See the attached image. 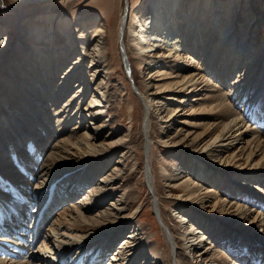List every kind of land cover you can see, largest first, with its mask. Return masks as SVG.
Here are the masks:
<instances>
[{"label": "bare ground", "instance_id": "bare-ground-1", "mask_svg": "<svg viewBox=\"0 0 264 264\" xmlns=\"http://www.w3.org/2000/svg\"><path fill=\"white\" fill-rule=\"evenodd\" d=\"M215 1L153 0L151 24L140 31L135 46L133 63L141 71L149 69L134 85L143 104L145 175L166 239L165 259L158 248L145 252L149 236L134 221L140 205L133 210L134 185L126 173L129 159H138L132 133L120 134L113 118L104 117L111 115L115 95L110 59L103 52L105 23L82 21L77 33L80 24L59 18L65 44L54 37L55 16L45 14L28 30L38 36L16 44L17 58L7 62L11 42L0 45V264H264V10L250 6L251 0H245V9L244 0ZM24 2L17 0L16 9ZM203 5L210 15L206 35L200 24ZM226 12L230 21L224 26ZM44 19L48 29L41 24ZM127 19L128 14L120 22L122 41ZM84 54L90 63L102 54L103 76L98 77L99 68L90 72ZM74 78L80 82L67 98ZM202 87L203 96L199 91L191 99L196 102L188 107L191 119L185 118L183 127L173 130L161 122L160 131L153 130V119L168 120L178 101ZM129 102L131 116L134 98ZM84 117L91 119L88 125ZM155 137L189 147H173L174 161L159 165L169 182L173 226L161 211L152 163ZM99 175L83 201L67 204L49 220L57 204L71 200Z\"/></svg>", "mask_w": 264, "mask_h": 264}, {"label": "rangeland", "instance_id": "rangeland-1", "mask_svg": "<svg viewBox=\"0 0 264 264\" xmlns=\"http://www.w3.org/2000/svg\"><path fill=\"white\" fill-rule=\"evenodd\" d=\"M24 1H25L24 6L21 9L17 10L18 9V8L16 9L17 0H0V28H1L0 40L3 41L2 44L4 45L5 44L7 45L8 42H11V45H9V47L6 46L7 50L8 48H10V50L7 51V55H6L7 62L8 61L10 62L13 59L18 57L19 53L16 47V44L18 42H22L26 44V41H25L26 36H31L32 38H36L38 36L35 33V31H33L30 34L28 30L33 25L34 21L37 22L38 17L41 15L50 14L51 16H55L53 20L54 25H55L54 37L56 40H61V42L65 44H66L65 33L64 31L58 30V20L61 17L63 18L67 17L70 20H73V23H76V25L80 24L79 29H77L76 31L77 33L80 32V27H82L83 25L82 21L88 22V24L92 22L93 23L92 25L94 24L98 25L102 22V23H105V25L107 26L106 27L107 31L103 35L104 38L102 39L104 43L103 52H105L107 57L110 59V65H111L109 68L110 77H111L110 83H112L113 85V91L115 95L111 99V108H112L111 115H108V116L104 115V117H106L107 119L113 118L114 122L117 125L118 132L120 134H123V133L125 134L127 132L132 133L131 145L133 146V152L137 154L138 159H137V162H135V159H134L135 157L129 159V161L126 163V170H127L126 173L128 174L127 175V178L129 179L128 183H131V185H134L132 187L134 189L133 194H132V198L134 199V202L132 203L133 210H135V208L138 205H140L139 210L137 211L135 215L136 218L134 221L142 226H145V229L149 236L148 240H146L144 250L145 252L153 253L156 250V248H158V250H160V254L163 253V255H165L164 257L162 256L163 259H165V257L169 258L167 257L168 248L165 244L166 239L164 237L162 226H161V223L159 222V218L155 214V210L152 207V201L150 199V191L147 185V179L145 175V166L147 165L146 164L147 163L146 162V150L144 147V141H143L142 132H141V127H142L143 120H144L143 104L136 92V89H137L135 87L136 85H134V82L137 85H139L138 81L143 79L145 76H147V74H149L147 73L149 69L148 70L146 69L147 71L145 72L141 71L137 68V65L133 62L136 60V56H137V51H136L135 46H136L137 40L141 38L140 31L148 30L147 28L151 24L153 9H154L153 3H152L153 0H24ZM224 1L225 0H216L215 3L220 4L221 2L223 3ZM246 2L247 1L241 4L242 7L245 6ZM126 3L128 4V11H127L128 19H127V24H126V29H125V37H123V41H125L127 44V51L132 60L133 76L128 71V68L126 67V63L124 61V55H122L123 51L125 50V47H124L125 45L124 43H122L123 41L121 39V33L119 30L121 19L125 14L124 9H125ZM228 3L233 5L234 0H228ZM251 3H250V6H252L253 3H255V6H258V7L261 6L262 9L264 10V0H251ZM200 8H202L204 12L202 18L200 19V24H204V32L206 35L209 32L208 27H210L208 26L205 29L206 24L210 23V20L207 19L210 16L208 14L209 10L206 8L205 5L201 6ZM220 11L221 13L224 12L222 10ZM220 11L217 10V12L215 13H219ZM226 14L227 12L224 13L223 15L224 17H223L222 24H224V26L227 24V22L230 21L229 20L230 16ZM184 16H185V12L183 15H181V19L183 20V22L186 19V17ZM47 17L50 18V16H47ZM139 18L141 20L140 22L137 21V19ZM239 18L244 19L242 15H240ZM21 20H22L21 25H18V22ZM240 23L244 24L245 20L244 21L242 20V22L240 21ZM41 24L44 25V28H47V29L50 26V22L45 19L43 22H41ZM94 29L95 27L92 26L91 28H88L87 31L90 34V33H93ZM257 34L260 35V33H257ZM5 39H8V40L6 41ZM240 42L241 41L238 40V43ZM91 47L92 46L90 45V48ZM251 48L252 46H248L247 55H249L248 53L249 51H250V55L251 56L253 55L254 52H251ZM80 51L81 50L78 49L76 50V53ZM73 56H76V55L74 54ZM84 56L86 57L87 55L84 54ZM98 57L99 58L97 59L96 63H90V59H87V57H86V60L84 59L83 63L84 64L87 63L91 65L92 70L90 72L99 68L102 71L101 74L98 76L100 77V76H103L105 69H103L104 66H102L104 64V62H102L103 58H101L102 54H99ZM62 66H63L62 70H64L67 67L65 62L62 63ZM60 76H62V74H60ZM85 79L91 80L90 74H87ZM77 82L78 83L80 82L79 78L72 79V83L70 84V88H69L70 92H67L66 94L67 98L69 97V94L72 92V90L74 88L76 89L75 83L77 84ZM204 89L205 87H202L200 90L196 92H191L189 95H187L185 100L178 101V103L176 104V107L178 108V110L174 114H172L168 120L166 121L162 120L161 116H157L155 119H153L154 120L153 130L160 131L159 123L161 122L163 123L165 122V124L166 123L169 124V126L172 127L173 130L176 129L175 127H178V128L183 127V120L185 118L191 119V117H189L190 115L188 114L189 113L188 107H190L192 103L196 102V101H192L191 99L195 96L194 95L195 93L198 94L201 92L203 96ZM91 95H92L91 92L88 93V95L86 96V100H89L91 98ZM132 98H134L133 103L135 105L134 107L135 111L130 116L129 100ZM162 114L163 113H161L160 115ZM89 121H91V119L89 120L84 117V123L86 125H88L87 123H89ZM108 130L109 129H105L103 133L106 134ZM96 131L98 132V129ZM162 140L163 139H159L158 137L157 138L155 137L153 141L154 153H153L152 163H153L156 184L158 186L157 188L159 190L160 199H161L160 200L161 211L164 214V216H166V219L169 221V225L173 226V222L175 221L174 216H173L174 210H173L172 205L170 204V201H169L170 198L166 197V193H167L166 189L167 187H169L167 186L169 182L167 181V178L162 176V171L160 170L159 165L161 163L160 161H166V163L167 162L172 163L174 161L172 160L170 153L172 149H174L175 147L180 148V150L183 148L182 150H186V151H188L189 147H186L183 144L173 146L169 142L167 141L163 142ZM231 164L236 165L237 163H234V164L231 163ZM229 165L230 164H228V166ZM99 177L100 175L95 176V178L93 179V182L89 186L87 185L82 186L81 189L77 192V194H75L72 197V199L69 200L68 202H67L68 199H66L62 203L57 204V208L54 210V212L51 213L49 220L51 219L53 221V219L57 217L59 210L64 208V206H66L67 204L71 202H75V201L76 202L83 201L85 195L89 192V189L97 184V182L99 181L98 180ZM173 183L174 181L171 182V184ZM175 192L180 193V189L179 188L175 189ZM208 204L212 205V202H209ZM205 207L208 210H211V206L206 205ZM7 219L8 218H6V220ZM49 220L48 222L41 225L40 230H39L40 235H41L40 238L42 237V234L48 231L47 223H49ZM27 223H30L29 220L25 221V224ZM131 230H132L131 227L128 228V230H126L124 235H128V233H130ZM122 237L123 235H121V238ZM32 239L33 238H31L30 240ZM117 244H118V241H117ZM117 244L116 246H118ZM37 245L38 243L37 244L35 243L33 247L37 248ZM115 250L116 249L113 248L111 251H109L108 253L109 256L113 254L112 251L114 252ZM184 259L188 261L187 258H184ZM106 260L108 261L109 259L106 258L105 261Z\"/></svg>", "mask_w": 264, "mask_h": 264}, {"label": "water", "instance_id": "water-1", "mask_svg": "<svg viewBox=\"0 0 264 264\" xmlns=\"http://www.w3.org/2000/svg\"><path fill=\"white\" fill-rule=\"evenodd\" d=\"M124 10H125L124 11V13H125L124 15L127 16V10H128V4L127 3L125 4V9Z\"/></svg>", "mask_w": 264, "mask_h": 264}, {"label": "snow or ice", "instance_id": "snow-or-ice-1", "mask_svg": "<svg viewBox=\"0 0 264 264\" xmlns=\"http://www.w3.org/2000/svg\"><path fill=\"white\" fill-rule=\"evenodd\" d=\"M3 43V41L2 40H0V44H2Z\"/></svg>", "mask_w": 264, "mask_h": 264}]
</instances>
